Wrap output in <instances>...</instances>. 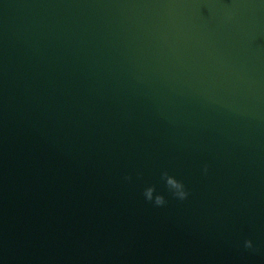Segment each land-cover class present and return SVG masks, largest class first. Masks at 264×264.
<instances>
[{"label":"water","instance_id":"obj_1","mask_svg":"<svg viewBox=\"0 0 264 264\" xmlns=\"http://www.w3.org/2000/svg\"><path fill=\"white\" fill-rule=\"evenodd\" d=\"M0 264H264V2L0 0Z\"/></svg>","mask_w":264,"mask_h":264},{"label":"clouds","instance_id":"obj_2","mask_svg":"<svg viewBox=\"0 0 264 264\" xmlns=\"http://www.w3.org/2000/svg\"><path fill=\"white\" fill-rule=\"evenodd\" d=\"M264 2V0H262ZM209 15H218L219 19L223 23H227L231 20V13H224L222 15L218 13H209ZM209 171V165L207 162L203 163L200 166L201 175H207ZM135 176L140 178L142 176V172L137 170L135 172ZM125 182L131 183L133 180V176L131 174H125L123 177ZM162 184L163 189L167 193V196L171 198L183 202L189 198L190 190L186 186L183 179L178 178L177 175L171 173L168 169L164 168L159 171V177L156 183L146 182L140 189V195L142 196L145 202L151 203L156 207H162L167 204V199L164 192H161L158 188V185ZM242 247L245 250H256V245L252 239L245 238L242 241Z\"/></svg>","mask_w":264,"mask_h":264}]
</instances>
